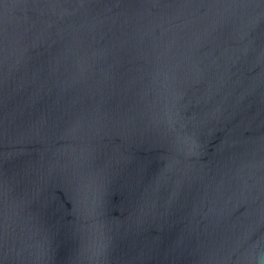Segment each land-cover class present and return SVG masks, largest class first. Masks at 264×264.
<instances>
[{"label":"water","instance_id":"1","mask_svg":"<svg viewBox=\"0 0 264 264\" xmlns=\"http://www.w3.org/2000/svg\"><path fill=\"white\" fill-rule=\"evenodd\" d=\"M0 264H264V0H0Z\"/></svg>","mask_w":264,"mask_h":264}]
</instances>
